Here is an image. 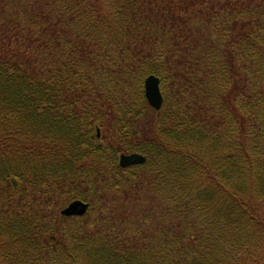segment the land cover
Masks as SVG:
<instances>
[{
  "label": "trees",
  "instance_id": "obj_1",
  "mask_svg": "<svg viewBox=\"0 0 264 264\" xmlns=\"http://www.w3.org/2000/svg\"><path fill=\"white\" fill-rule=\"evenodd\" d=\"M0 264H264V0H0Z\"/></svg>",
  "mask_w": 264,
  "mask_h": 264
},
{
  "label": "water",
  "instance_id": "obj_2",
  "mask_svg": "<svg viewBox=\"0 0 264 264\" xmlns=\"http://www.w3.org/2000/svg\"><path fill=\"white\" fill-rule=\"evenodd\" d=\"M161 80L151 75L146 78L145 97L148 104L156 111H160L164 104V97L161 92ZM146 162V158L140 154H123L120 157V167L127 169L133 166H140ZM89 210V204L80 200L73 201L61 211V215L65 217H83Z\"/></svg>",
  "mask_w": 264,
  "mask_h": 264
},
{
  "label": "rangeland",
  "instance_id": "obj_3",
  "mask_svg": "<svg viewBox=\"0 0 264 264\" xmlns=\"http://www.w3.org/2000/svg\"><path fill=\"white\" fill-rule=\"evenodd\" d=\"M144 89H145V86H144ZM150 106V105H149ZM150 108L152 109V111H154V112H157L156 110H154L151 106H150ZM150 116H152V114H150ZM99 132V131H98ZM100 144L101 143H103L102 141L101 142H99Z\"/></svg>",
  "mask_w": 264,
  "mask_h": 264
}]
</instances>
